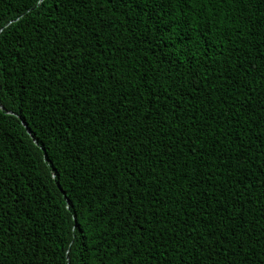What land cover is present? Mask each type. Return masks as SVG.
I'll return each instance as SVG.
<instances>
[{
  "label": "trees",
  "instance_id": "obj_1",
  "mask_svg": "<svg viewBox=\"0 0 264 264\" xmlns=\"http://www.w3.org/2000/svg\"><path fill=\"white\" fill-rule=\"evenodd\" d=\"M129 2L131 10L77 3L75 11L68 0H0V165L11 173L0 211L8 229H0L7 253L0 264H69V256L70 264H117L111 252L84 255L85 222L98 206L118 213L109 231L114 247L140 235L146 219L149 232L159 231L157 220L172 223L165 212L177 224L187 212L208 239L191 233V255L181 264H264V0L223 6L214 20H193L195 12L177 18L152 0ZM173 28L177 48L195 41L187 44L195 54L188 60L156 42L163 32L168 44ZM68 44L93 51L82 65L61 60ZM82 89L81 100L100 93L99 111L91 100L78 108L68 95ZM114 180L124 194L115 208ZM213 229L217 243L209 245ZM144 236L140 264H168L159 238Z\"/></svg>",
  "mask_w": 264,
  "mask_h": 264
},
{
  "label": "snow or ice",
  "instance_id": "obj_2",
  "mask_svg": "<svg viewBox=\"0 0 264 264\" xmlns=\"http://www.w3.org/2000/svg\"><path fill=\"white\" fill-rule=\"evenodd\" d=\"M68 2L73 6V9L75 11H79L80 9L76 8V4L80 3L81 8H87L89 4L91 5H98L99 10L103 11L105 7L115 10L117 4H121L124 8L131 10L132 5L129 2V0H87V3H84V0H68ZM145 6H148L149 0H142ZM153 3H162L165 5H169L171 8L175 10L176 17L177 18H184L186 19L190 13L195 12L196 15L192 17L193 20H195L198 16L201 15H209L212 20H214L218 14L219 9L223 6L231 5L233 7L237 6L239 3L243 2L245 4L249 3V0H152ZM59 7V5H57ZM143 15H147V13H143ZM210 21H205V23H209ZM252 23H255V20L251 21ZM131 23V22H130ZM111 27V25H109ZM131 31V29H130ZM144 31L147 32L148 29L145 27ZM188 29H184V32L187 34ZM134 34V33H133ZM153 38H155V33L152 34ZM195 35V33H193ZM169 36L172 37V39L169 40L168 44H164L165 36L163 32L160 33V38L156 41L157 44L163 45V48L172 49L175 48L176 51L179 53V56H183L185 60H188L189 57L194 56L195 54L192 52L191 48L187 46V44H194L195 41L188 39L187 44L184 45L183 50L180 48H177V42L175 40V30L170 29L169 30ZM98 38H99V30H98ZM79 39V37H77ZM183 39V38H181ZM140 43L148 44L149 47L152 46L151 41H145L141 40ZM131 47V45H129ZM93 51L92 48H86L84 46H81L79 50L74 48L71 44L67 45V50L61 49L60 50V59L61 60H67L71 59L73 63L79 62L81 65L84 63L85 60L88 59V56L86 53H91ZM165 56H170L172 53L169 52H163L161 53ZM262 58H264V53H261ZM83 57V59H80ZM179 60V57H176L175 59H169L167 62L169 64H175ZM190 62V60H189ZM181 64H183V61H180ZM68 67H71V64L68 65ZM4 64L2 61H0V82H2L3 78V71ZM19 71V69H18ZM45 71H47L45 69ZM264 78V76H262ZM230 83V82H229ZM57 87L61 88V92H63V88L60 85H56ZM242 91V89H241ZM83 94V89L81 90L80 94L73 95L72 93H69L68 95L77 101V107L80 109H83L84 107V101L91 100V104L88 105L89 107H93V111H99L97 108H95V104L97 102V97H99L100 101L102 102L103 97L100 96V93L97 92L94 96H84L83 100L80 99V96ZM151 94V93H150ZM171 91L168 92V95L171 96ZM143 95V93H142ZM182 95V93H181ZM54 99H59V97H54ZM219 99V97H218ZM64 103H67L65 101ZM0 111H3V109H0ZM87 123V121H85ZM193 123H195V120L193 119ZM115 152V149L112 150ZM191 151L195 152L196 149L193 148ZM6 155L3 152H0V157ZM133 162L135 163V156L131 157ZM226 159H231V157H228ZM188 161H184V165H187ZM134 166V164H133ZM177 166L180 167L179 162H177ZM136 171H139L138 169ZM261 174L264 175V165L261 166ZM11 177V173H5L3 170V165H0V211H3L5 208V204L3 203V197L7 195V193L4 191L5 185L7 183V179ZM185 179V182L187 184H192L191 180H188L187 177H182ZM169 180L176 179L175 176L168 177ZM107 184V181L104 182ZM113 184L115 187L111 189L109 192L110 195L113 196V200L110 201V203L113 204V207L115 208L117 205L114 203L116 200V197L118 195L123 196L124 194L120 193L119 191V183L117 181H113ZM198 184V182H197ZM215 187V185H214ZM11 190V188L9 189ZM161 189H157V191H160ZM198 190V189H197ZM100 191L105 192L109 191L107 188L102 187ZM185 193L188 192V189H184ZM193 196L196 195V193H192ZM125 198L132 199L131 193H128ZM181 199V197L178 195L177 200ZM217 203L219 202V197H215ZM157 203H159V200H156ZM103 203V202H102ZM193 204L197 203V201H192ZM183 207V204L181 205ZM201 208H203V205H200ZM192 211H195V208L192 209ZM8 214L11 215V210H8ZM118 213L113 212L112 209L105 210L103 207L98 206L95 211L90 213L91 219L86 221V227L91 229L90 233H85L86 241H85V247L83 249L84 255L86 258L91 259L101 253L103 251L104 253L111 252L114 256H119L120 260L117 262V264H133V257H136V264H140V257L147 252L146 247H140L141 245L145 244V236L144 233L148 232V239L151 240L153 236L159 238V244L158 248L162 251L159 252V255L163 257L164 260L168 261V264H172L173 260L175 261V264H181V261L186 260L187 256L185 253H188V249L185 246L186 241L190 242L191 240V233H197L200 236H204L206 239H208L205 232L199 231V224L197 220H191L188 222V213L185 212L180 215L179 220L180 223L177 224V221L175 219L174 213L171 212H165L166 216L172 217V223L169 225L167 223V220H157V225H162L159 228V231H148V225L149 220H145L143 223L144 231L140 232V235H136L135 232L131 233V239L129 240H123L121 239L120 243H123L125 245L124 248H120L119 246H113L112 240L113 237L109 234L110 229L112 231H115V220L113 217L117 215ZM264 215V213H262ZM3 215H0V229L4 233L8 231V229L2 228V222H3ZM134 220H136L138 229L140 221L138 217H133ZM202 222V221H201ZM171 232L172 235L169 236L168 233ZM233 237L236 236L235 233H231ZM88 240L91 241V245H89L87 242ZM171 241V243H170ZM209 245H214L217 243V240L215 239V230L212 231V238L208 240ZM3 245L4 242L0 241V259L3 258V256H6L7 253L3 252ZM172 249V254L169 255V248ZM221 249L217 248L215 249L214 254H218ZM242 250V249H241ZM261 259H264V246L261 248ZM79 255V253H77ZM229 253L225 251V256H227ZM188 255H191V253H188ZM232 255L234 257L240 255V250H237L235 248L232 249ZM243 259V257H241ZM249 260L252 259L251 256L248 257ZM69 264L71 262V256L68 257ZM101 264H103V260L101 261ZM155 264V262H153Z\"/></svg>",
  "mask_w": 264,
  "mask_h": 264
},
{
  "label": "water",
  "instance_id": "obj_3",
  "mask_svg": "<svg viewBox=\"0 0 264 264\" xmlns=\"http://www.w3.org/2000/svg\"><path fill=\"white\" fill-rule=\"evenodd\" d=\"M22 125L26 129V132L29 134V130L27 129V126L25 125V123L22 122Z\"/></svg>",
  "mask_w": 264,
  "mask_h": 264
}]
</instances>
